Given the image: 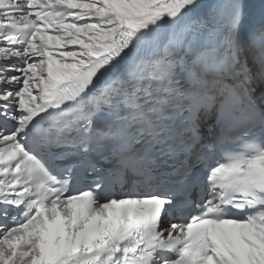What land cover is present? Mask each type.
Masks as SVG:
<instances>
[{"label": "snow or ice", "instance_id": "1", "mask_svg": "<svg viewBox=\"0 0 264 264\" xmlns=\"http://www.w3.org/2000/svg\"><path fill=\"white\" fill-rule=\"evenodd\" d=\"M200 6L0 0V264H264V19Z\"/></svg>", "mask_w": 264, "mask_h": 264}]
</instances>
